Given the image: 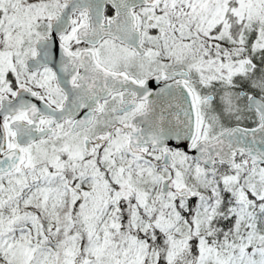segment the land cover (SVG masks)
<instances>
[{
    "label": "snow or ice",
    "instance_id": "obj_1",
    "mask_svg": "<svg viewBox=\"0 0 264 264\" xmlns=\"http://www.w3.org/2000/svg\"><path fill=\"white\" fill-rule=\"evenodd\" d=\"M0 264H264V0H0Z\"/></svg>",
    "mask_w": 264,
    "mask_h": 264
}]
</instances>
